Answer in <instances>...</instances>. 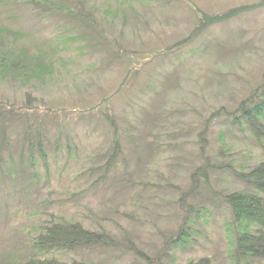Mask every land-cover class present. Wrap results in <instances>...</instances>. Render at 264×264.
I'll use <instances>...</instances> for the list:
<instances>
[{"label":"rangeland","instance_id":"374dc122","mask_svg":"<svg viewBox=\"0 0 264 264\" xmlns=\"http://www.w3.org/2000/svg\"><path fill=\"white\" fill-rule=\"evenodd\" d=\"M80 2L77 7L70 5L76 17L46 13L21 0L0 2V23L20 31V44L37 48L43 40L69 33L92 38L85 21L78 20L77 14L83 11L92 23H100L106 47L107 57L73 58L70 71L75 77L65 74L68 79L55 93L57 97L46 96L43 90L39 93L45 97L38 95V102L74 112L108 101L120 130L118 168L103 183L90 187L105 172L87 171L107 163L117 136L100 130L102 111L89 113L85 119H91L96 130L90 133L96 134L88 137L80 129V135H75L82 170L54 177L36 192L38 200L49 203L46 209L59 207L86 228L106 231L118 240L127 233L137 249L150 256L156 255L166 236L178 230L184 208L193 205L200 211L194 244L176 253L175 264L206 257L213 264H230L227 221L231 215L220 196L239 184L228 169L211 173L208 187L202 184L193 192L190 174L206 153L199 135L208 140L207 154L215 164L239 169L264 160V142L246 127L227 126L241 103L264 81V7H257L263 0ZM243 7L252 9L229 19L205 21ZM197 29L202 31L196 35ZM192 34L194 38L181 49H172ZM117 46L123 49L118 56L113 50ZM168 49L170 58L162 57ZM0 95L22 101L16 90L4 84H0ZM82 123L86 124L84 119ZM45 187L54 189L53 193L48 194ZM20 204L0 201V245L10 247L25 239L18 228L27 211ZM132 259L131 253L121 257L127 262Z\"/></svg>","mask_w":264,"mask_h":264},{"label":"trees","instance_id":"16d2710c","mask_svg":"<svg viewBox=\"0 0 264 264\" xmlns=\"http://www.w3.org/2000/svg\"><path fill=\"white\" fill-rule=\"evenodd\" d=\"M4 1L10 4L11 0H0ZM21 1L46 13H66L72 17H76V14L70 5L77 7L81 4L80 0ZM258 6L264 7V0ZM248 9L252 8L230 10L220 17H206L205 21L229 19ZM77 16L78 20L85 21V28L91 29L92 38L74 37L71 33L59 34L51 40H43V45L37 48L33 45L36 51L31 43L20 44V31L16 32L0 23V84L6 85L9 90H16L22 97V101H13L9 96L0 95V201L12 204L20 202V206L25 207L24 212L27 211L23 214L24 223L18 228L25 239L10 247L0 245V264H175L176 253L194 244L195 224L200 211L193 205L184 208L185 213L180 218L182 222L178 230L173 235L166 236L156 255L150 256L137 249L127 233H124V241L118 240L106 231L86 228L74 215L59 210V207L46 209L49 203L46 201L43 205L38 200L39 192H36L42 186L48 185L54 177L58 178L64 174L76 175L82 170L78 167L80 149L75 135H80V129H84L88 137L96 134L90 133L95 126L91 124L90 118L85 119L87 114H99L102 111L101 119H98L100 130L105 135L111 133L117 136L114 139L113 153L107 163L87 171L88 174L96 171L101 173V170L105 172L98 176L90 187L94 188L103 183L109 174L118 168L117 162L122 156L118 142L120 130L108 101H104L98 108L74 112L43 106L38 102V95L45 97L48 94L53 97L59 92L68 79L64 77L65 74H68L69 78L71 75L75 77L70 71L73 68V58L86 55L107 57L103 54L106 47L102 45L104 39L100 36V23H92L93 19L83 11ZM201 31L197 29L196 35ZM105 33L103 36H107ZM192 38L193 34L172 49H181L180 47ZM84 41L85 44H78ZM110 48L113 47L110 45ZM120 48L117 46L113 49L116 56L122 53L123 49ZM169 50L163 53L162 57L170 58L172 51ZM112 61L113 58L109 59L108 64ZM40 91L45 95L40 94ZM229 122L230 124H225L233 128L246 127L251 136L257 137L259 142H264V81L254 95L241 103ZM203 137L199 135L200 142L203 143L201 150H206V153L201 155L203 163L190 174L192 191H197L202 184L208 187L211 173L230 169L229 172L234 174L239 188L228 190L220 196L222 203L230 209L231 215L227 221L231 237L229 262H264V160L251 168L240 166L239 169L215 164L207 154L208 140L205 142ZM82 174L87 173L82 171ZM45 188L48 194L53 193L54 189ZM20 193L21 198L18 197ZM129 253L133 262L121 260L124 255L127 258ZM186 264L213 262L210 257H206Z\"/></svg>","mask_w":264,"mask_h":264}]
</instances>
